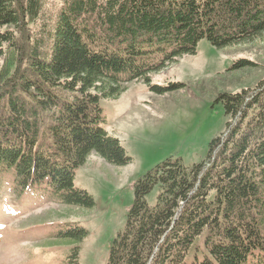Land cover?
<instances>
[{"label":"trees","instance_id":"trees-1","mask_svg":"<svg viewBox=\"0 0 264 264\" xmlns=\"http://www.w3.org/2000/svg\"><path fill=\"white\" fill-rule=\"evenodd\" d=\"M59 3L50 14L43 0H0V194L7 181L16 197L92 208L77 169L91 154L131 161L103 127V99L149 82L202 40L225 49L264 37V0ZM217 101L226 133L201 164L167 160L136 183L107 264H264V81ZM67 227L63 264H80L83 229Z\"/></svg>","mask_w":264,"mask_h":264},{"label":"rangeland","instance_id":"rangeland-1","mask_svg":"<svg viewBox=\"0 0 264 264\" xmlns=\"http://www.w3.org/2000/svg\"><path fill=\"white\" fill-rule=\"evenodd\" d=\"M43 2L50 14L60 7L59 0ZM239 61L248 66L235 70ZM149 78L130 81L116 97L101 101L103 127L131 161L117 167L91 154L77 169L75 186L94 199L92 208L38 198L41 193L16 197L8 182L3 184L0 264H63L70 249L63 240L69 225L83 229L76 242L80 264H107L110 244L124 229L134 203L136 183L167 160L187 167L204 162L212 140L227 131L218 97L254 92L264 81V37L225 49L202 40L194 54L179 57ZM157 195L156 188L147 196L150 205Z\"/></svg>","mask_w":264,"mask_h":264}]
</instances>
